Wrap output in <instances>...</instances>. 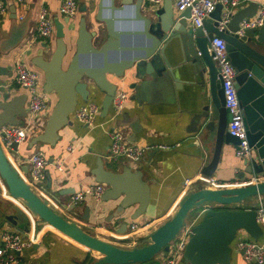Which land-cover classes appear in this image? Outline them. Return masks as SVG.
Masks as SVG:
<instances>
[{"label": "water", "instance_id": "1", "mask_svg": "<svg viewBox=\"0 0 264 264\" xmlns=\"http://www.w3.org/2000/svg\"><path fill=\"white\" fill-rule=\"evenodd\" d=\"M259 5L258 1H252L240 8L223 30L219 27L223 10L221 4L205 18L201 26L194 27L190 20V9L179 12L169 0L161 8L151 11L144 10V0H89L80 9L83 16L76 31L70 26V19L62 22L55 18V49L47 56L44 50L47 44L44 42V48L32 58V63L44 74L43 90L46 93L55 92L58 101L43 131L32 138L31 147L38 143L56 145L60 130L73 121L72 115L78 107L79 97L88 101L94 92H102V115L107 116L120 88L119 80L126 78L132 69L135 70L133 77L137 80L130 87L139 97L156 79L167 76L166 71L171 67L168 57L171 50L182 58L183 63L192 66L198 84L203 87V104L193 117L192 131L201 134L204 146L213 142V156L208 167H216L225 153L224 146L237 150L240 143L239 138L231 135L228 129L232 114L225 107L220 67L210 51L211 40L222 37L226 41L228 58L237 69L235 87L253 151L250 158H242L245 167L239 178L263 173L264 26L249 28L243 34L237 33L241 20L254 16ZM21 20L22 31L13 29L7 39H0V56L16 48L25 38L29 19ZM101 32L106 34V39L97 46L95 40ZM73 47L76 48L75 53L65 65L69 48ZM5 71V67L0 65V75ZM26 99V94H20L0 102V127L24 124L29 115ZM117 125L133 128L126 115L117 121ZM18 149V143L10 145L9 151L14 159ZM23 171L26 174L29 172L28 169ZM92 173L98 183L106 186L100 199L102 202L120 199L113 217H123L126 228L134 225L146 213L150 186L144 180L142 170L133 171L126 166L122 172H116L106 169L104 161L100 159ZM45 175L48 179L46 184L34 183L43 186L74 215L86 220L92 218L93 209L90 206L81 213L77 205L63 201L62 192L53 189L52 177L46 170ZM0 177L10 195L24 201L38 219V224H49L75 242L97 252L101 257L92 264H147L161 252L166 254L194 209L208 203L246 205L247 199L264 195V181L189 191L170 219L150 233L141 244L124 248L92 235L42 199L17 171L1 142ZM136 204L138 206L131 212ZM8 223L19 227L16 215L2 216L0 229ZM242 232L256 240L264 237V229L257 221L254 205L247 209H207L192 229L184 260L189 264H231L233 243Z\"/></svg>", "mask_w": 264, "mask_h": 264}, {"label": "crops", "instance_id": "2", "mask_svg": "<svg viewBox=\"0 0 264 264\" xmlns=\"http://www.w3.org/2000/svg\"><path fill=\"white\" fill-rule=\"evenodd\" d=\"M87 1L89 0H78L79 13L75 18L70 19L72 22L70 26L75 31L83 16L80 9ZM165 1L163 0L159 8L164 5ZM169 1H172L176 9L177 0ZM254 1L264 4V0ZM5 2L6 11L0 14V39H7L13 29L22 31V18L29 19V26L23 41L16 48L0 56V65L6 69V73L0 75V102L8 101L15 95H27V90L15 79V64L18 58L24 59L28 66L38 69L32 63V58L44 48V42L47 44V48H44L47 56H50L56 47V34L54 38L47 41L36 34L38 12L41 6L48 7L49 16L53 21L57 18L64 22L67 18L61 12V0H25L23 3L18 0H5ZM144 10H147L145 4ZM105 39L106 34L101 32L95 44L100 46ZM75 50V47L69 48L65 65L70 62ZM168 57L171 67L168 72L166 71L167 76L156 79L143 94H139V97H136L135 89L130 87L137 80L133 77L134 69L128 72L126 78L119 80V90L126 91L128 97L125 109L117 119H111V110L107 116L102 115L101 112L94 125H87L72 118V123L60 130V137L55 146L38 143L31 147L32 138L43 131L58 101L55 92L47 93L49 100L47 115L42 122L37 123L31 129L29 138L19 144V149L15 152L16 158H13L10 151L5 150L21 176L29 181L28 183L37 194L47 200L49 205L55 207L67 219L77 222L92 235L124 248H132L141 244L150 233L170 219L181 199L189 191L203 187L219 188L224 183L227 186H234L233 183L241 180L239 176L245 167L236 149L228 145L224 146L225 153L222 154L217 166L208 167L213 156V142L210 141L204 146L201 134L192 131L194 129L193 117L201 110L203 104V87L198 84V78L195 77L189 63H183L182 58L176 56L171 50ZM146 77L151 79L149 75ZM43 85L44 74L42 72ZM103 97L102 92H94L89 101L102 104ZM85 102L79 97L78 106ZM25 105L28 108V97ZM123 115H126L128 121L133 124V128L123 126L127 139L151 147L144 160L139 163H132L125 159L112 161L109 158V132L118 126L117 121L122 119ZM39 150L44 151L47 156L48 164L45 170L52 177L53 189L61 191L63 194L61 198L69 205L72 203V196L77 191L85 186L98 183L92 170L96 168L100 159L104 161L106 169L116 172H122L126 166H130L133 171L142 170L143 178L150 186V201L146 213L134 222V225L126 228L124 226L126 220L123 217H113L120 199L105 203L92 195H87L76 208L84 213L85 209L90 206L93 209L92 218L86 220L74 215L52 197L43 186H39L40 182L47 183V177L39 183L31 181L30 157ZM23 169H28V174L24 173ZM211 177H215L217 181H212ZM250 199L256 201V197ZM137 206L138 204L133 206L131 212ZM215 207H219L218 204L208 203L198 208L196 213H191L189 220H196L197 223L205 213L203 209ZM9 214L17 216L19 227L11 223L5 226L31 233H37L39 228L37 241L24 250L18 264H92L101 257L97 252L75 242L49 224H38V219L29 215L17 203V200L10 196L0 177V218ZM239 236L252 238L247 233H239ZM259 241L264 242V237ZM235 243H233L231 264H255L245 259ZM163 256L164 253L161 252L147 264H162ZM178 264L189 263L183 259Z\"/></svg>", "mask_w": 264, "mask_h": 264}, {"label": "built area", "instance_id": "3", "mask_svg": "<svg viewBox=\"0 0 264 264\" xmlns=\"http://www.w3.org/2000/svg\"><path fill=\"white\" fill-rule=\"evenodd\" d=\"M23 3L25 0H18ZM254 0H177L176 10L181 12L186 9L191 11V24L194 27L201 26L205 18L215 11L217 6H223L222 18L219 22L220 30L227 27L234 13L240 8L247 6ZM163 0H144L146 11L156 10L160 7ZM7 8L5 0H0V14H4ZM61 12L69 18H75L79 13L78 0H61ZM23 16H21L22 18ZM264 26V4H260L258 10L252 17L241 20L237 33L243 34L249 28H260ZM37 36L45 39L54 38L56 26L53 19L49 16L48 7L42 5L38 12ZM46 43V42H45ZM210 51L214 53V59L220 67L219 75L221 77L222 88L225 96V107L232 114V120L228 124L231 135L239 138V147L236 153L241 158H250L252 148L247 137V129L244 123L242 106L238 97V91L235 87L237 69L230 62L226 41L222 37H215L210 42ZM15 79L22 87L27 90L28 97V118L22 125H4L0 127V142L4 150L10 149L14 142L21 144L25 142L30 134L31 129L47 115L49 109V100L47 93L42 86V71L37 68L28 66L26 61L18 58L15 64ZM128 93L119 90L114 96L111 104V119H117L126 106ZM102 112V106L95 101H86L79 105L73 113L72 118L87 125H94L95 121ZM110 149L109 158L112 161L125 159L132 163H139L144 160L149 145L129 141L126 137V131L123 127L115 126L110 132ZM71 150V147H69ZM32 169L30 177L32 182H40L45 179V167L48 159L44 151L34 152L30 157ZM61 168V166H59ZM217 181L215 177L210 178ZM264 181V172L243 178L233 183L234 186L257 184ZM187 183L189 181H186ZM231 184V185H233ZM222 187L227 186L225 183ZM105 184L95 183L85 186L72 196V203L78 205L87 195H92L100 200L105 191ZM251 208V207H249ZM254 209L257 213V221L264 229V195L256 197ZM206 211L205 209H203ZM196 220H187L179 232V240L171 242L170 249L164 254L162 264H178L184 259L190 234ZM243 233V232H242ZM177 235V236H178ZM36 233L24 232L22 230L4 226L0 229V264H18L20 257L25 249L31 247L35 242ZM236 248L242 252L245 259L255 264H264V242L250 237H238L235 241Z\"/></svg>", "mask_w": 264, "mask_h": 264}, {"label": "rangeland", "instance_id": "4", "mask_svg": "<svg viewBox=\"0 0 264 264\" xmlns=\"http://www.w3.org/2000/svg\"><path fill=\"white\" fill-rule=\"evenodd\" d=\"M1 181L4 184V181L2 180V178H1ZM255 203H256L255 199H248L246 201V205L240 204V203H234V204H230V205H218V206L220 209H233V208H246L247 209L249 207H252ZM196 210H198V209L196 208ZM189 216H188V218H189ZM178 240H179V235L174 239V243H176Z\"/></svg>", "mask_w": 264, "mask_h": 264}, {"label": "bare ground", "instance_id": "5", "mask_svg": "<svg viewBox=\"0 0 264 264\" xmlns=\"http://www.w3.org/2000/svg\"><path fill=\"white\" fill-rule=\"evenodd\" d=\"M8 194V193H7ZM9 195V194H8ZM12 196V195H10ZM13 197V196H12ZM14 199L17 200V203H19V205L29 214V215H32L33 214L31 213V211L29 210V208L26 206V204L24 203V201L22 199H18V198H15L13 197ZM54 228V227H53Z\"/></svg>", "mask_w": 264, "mask_h": 264}, {"label": "trees", "instance_id": "6", "mask_svg": "<svg viewBox=\"0 0 264 264\" xmlns=\"http://www.w3.org/2000/svg\"><path fill=\"white\" fill-rule=\"evenodd\" d=\"M198 209V208H197ZM214 209H220L219 207H215ZM198 210H196V209H194L193 211H192V213L194 214V213H196Z\"/></svg>", "mask_w": 264, "mask_h": 264}]
</instances>
